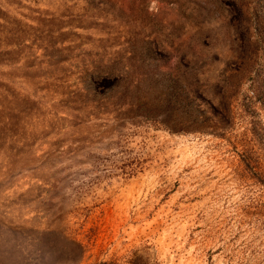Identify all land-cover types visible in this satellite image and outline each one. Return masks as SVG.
<instances>
[{
  "label": "rangeland",
  "instance_id": "obj_1",
  "mask_svg": "<svg viewBox=\"0 0 264 264\" xmlns=\"http://www.w3.org/2000/svg\"><path fill=\"white\" fill-rule=\"evenodd\" d=\"M0 264H264V0H0Z\"/></svg>",
  "mask_w": 264,
  "mask_h": 264
}]
</instances>
